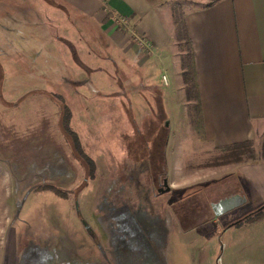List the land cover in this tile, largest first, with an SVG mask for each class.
I'll use <instances>...</instances> for the list:
<instances>
[{
  "label": "rangeland",
  "instance_id": "1",
  "mask_svg": "<svg viewBox=\"0 0 264 264\" xmlns=\"http://www.w3.org/2000/svg\"><path fill=\"white\" fill-rule=\"evenodd\" d=\"M149 1L170 16L161 50L112 15L130 61L97 29L74 38L63 13H44L62 66L31 1L0 0V264H264V178L258 195L243 174L264 173V135L255 159L214 165L224 154L205 143L194 98L167 85L191 0ZM236 193L245 203L214 216L209 204Z\"/></svg>",
  "mask_w": 264,
  "mask_h": 264
},
{
  "label": "crops",
  "instance_id": "2",
  "mask_svg": "<svg viewBox=\"0 0 264 264\" xmlns=\"http://www.w3.org/2000/svg\"><path fill=\"white\" fill-rule=\"evenodd\" d=\"M30 1L47 26L56 51L64 55L57 51L62 66H68L66 49L56 47L49 25L43 19L44 13L54 16L63 13V21L71 25L66 31L71 30L74 38L79 36L76 26L80 31L89 27L97 29L110 47L107 52L111 49L124 61L131 58L127 47L116 38L114 14L136 21L138 31L156 42L159 50L166 42L164 21H169L170 16L162 15L160 3L152 7L149 0H46V5L41 0L42 8L50 7V11L43 12L37 0ZM82 19L87 22L81 24ZM182 20L190 39L198 115L205 143L217 149L246 141L257 145L264 135V0H191L184 8ZM165 68L170 93L183 94L177 62L173 59ZM252 167L248 168L249 172L243 170L244 179L261 195L257 181L264 178V173L258 176L257 167ZM58 257L61 260L58 264H63V255ZM9 262L12 263L11 257L6 264Z\"/></svg>",
  "mask_w": 264,
  "mask_h": 264
},
{
  "label": "trees",
  "instance_id": "3",
  "mask_svg": "<svg viewBox=\"0 0 264 264\" xmlns=\"http://www.w3.org/2000/svg\"><path fill=\"white\" fill-rule=\"evenodd\" d=\"M176 36L178 40H182L184 42V50H183L184 54L180 58V69H181V81L184 86L185 98L186 100H191V98H194L196 105H198V93L196 90V83H195V77H194L190 39L187 35L186 27L184 25L183 20H179L176 24ZM63 124L67 125L66 122ZM64 133L70 136V139L72 141L73 147L75 148V151H78L79 147H78L76 137L68 126L67 127L64 126ZM262 147H264V137L261 142V148ZM221 150L224 156L219 162H215L214 165H217V166L225 165L228 163L242 162L246 159H251V160L255 159V153H254V150L251 148V142L249 141L233 144ZM83 159L86 162V164H88V166L90 165L89 172L91 174L92 173L91 161L87 159L86 157H84ZM45 189L52 191L54 194L58 196H63L62 193H60V191H58L53 186H45Z\"/></svg>",
  "mask_w": 264,
  "mask_h": 264
},
{
  "label": "water",
  "instance_id": "4",
  "mask_svg": "<svg viewBox=\"0 0 264 264\" xmlns=\"http://www.w3.org/2000/svg\"><path fill=\"white\" fill-rule=\"evenodd\" d=\"M245 201L246 199L244 196L236 193L229 197L219 199L216 202H211L209 206L214 216L218 217L236 207L241 206L243 203H245Z\"/></svg>",
  "mask_w": 264,
  "mask_h": 264
},
{
  "label": "built area",
  "instance_id": "5",
  "mask_svg": "<svg viewBox=\"0 0 264 264\" xmlns=\"http://www.w3.org/2000/svg\"><path fill=\"white\" fill-rule=\"evenodd\" d=\"M118 24H120V25H123V24H125V17L124 16H121V17H118ZM162 79H163V81H165L166 79H165V76H162Z\"/></svg>",
  "mask_w": 264,
  "mask_h": 264
}]
</instances>
